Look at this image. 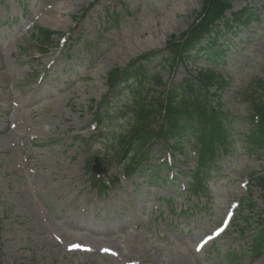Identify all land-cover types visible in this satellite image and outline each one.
Returning a JSON list of instances; mask_svg holds the SVG:
<instances>
[{
    "label": "rangeland",
    "instance_id": "obj_1",
    "mask_svg": "<svg viewBox=\"0 0 264 264\" xmlns=\"http://www.w3.org/2000/svg\"><path fill=\"white\" fill-rule=\"evenodd\" d=\"M91 0H67L64 3L65 10H73L76 13H79V10ZM159 6L160 13H157V9L151 3L145 4V9L141 6V9L138 13H136L127 23H122L121 25L125 27L122 33H127L125 35H121V37H114L113 40H107L102 44V52H110L112 49H116L118 52L115 56H113L110 61L107 63L101 62L100 68L97 69L96 75L94 79L89 82H83L77 84V91H79L80 97L85 96L86 100L89 102L92 98H97L99 94H103L102 87L100 88L99 78L102 80L101 74L105 72V69L113 64H125L129 59L138 56L139 54L152 50L159 49L164 43L168 40L171 35H179L182 33L191 23V18L198 10L200 5V0H153ZM233 6V10H239L244 6H248L257 11L256 18H253L250 24L245 27H242L237 34H228L225 36L226 41H228L229 47L233 50V52L229 53V59L225 66H218L214 70V72L218 73L223 79V82L227 84L219 93L221 104H225L227 110L232 111L234 113H238L241 109L244 108L243 104L239 103L238 98H234L235 93L239 92L242 87L249 86V82L256 77H264V0H229ZM109 3H115V0H104V4H101L98 7V13L102 14L105 10V5ZM136 1H131L130 6L133 7ZM51 20V19H50ZM55 25H51L46 22L47 25L57 26L59 23L56 19H52ZM84 23L81 24V26ZM139 35H142V42L137 44V39ZM237 35V36H236ZM237 40H246V42L238 45L236 43ZM130 41L132 46H127L126 42ZM97 55H99L97 53ZM100 62V58L97 59ZM217 65V64H215ZM187 66L197 74L198 71L209 68L203 58L195 61L187 62ZM178 73H184L183 65L177 67V73L174 76V79H178ZM97 76V77H96ZM163 76V80L166 81L167 77ZM58 102V98L54 100H49L47 102L48 106H52ZM68 104L65 103L63 105L64 113L57 112L54 114L53 111L50 112H39L40 103L37 102L30 107H26L24 110L28 114V116H32V113L37 112L38 114L46 115L48 117V123L46 125L47 130L53 129L56 124L62 121L68 114V109L66 106ZM241 114V113H239ZM80 112L76 111L75 113H71V116L75 120V125L81 124L79 121ZM66 120H63L59 125V129L64 130L68 124L65 123ZM115 120L112 119L113 123ZM36 130L41 127L39 124L36 126ZM234 130H240L242 125L236 123V125L232 126ZM238 147L244 149L241 145ZM97 149L98 146H96ZM4 144H0L1 152L4 151ZM246 149V148H245ZM1 154V153H0ZM264 156V155H261ZM12 157L9 155L6 158V163L10 165L12 161ZM74 165V164H73ZM3 165L0 167V171H2ZM229 171H224L222 174H228V178L220 179L218 182L214 183L212 186V199L215 203L216 208H220L223 206V203L226 204L228 201V197L231 195V191L237 189L236 182H233V179H238L250 172L251 170H258V173H264V157L258 158L256 154H250L245 151L237 149L234 147V155L232 164L228 167ZM48 169L45 168V171L39 177L40 182L49 181L48 178ZM229 172V173H228ZM225 176H221L223 178ZM240 177V178H241ZM14 191H7L6 182L0 177V212H4L5 217L3 221L9 224L10 229L4 230L3 233H10L11 229L17 230V240L18 244L14 242H6L7 240L0 235V244L3 247V250L0 252V264H7L9 261L15 259L17 253L22 256L27 255L29 249L23 248V244H25L24 239L21 236V232L27 233L28 235H38L37 226H40L38 222V218L35 215V211H33L32 202L28 198L20 197L17 195V189ZM51 194L49 192H45L42 195V199H46L50 197ZM149 196L137 195L136 199L138 201H145L150 203L151 199ZM41 202V199H37ZM7 201L11 203L13 208L7 207ZM257 203H260L257 201ZM29 211H31L34 216V219L29 218ZM252 216V215H251ZM248 220L250 231L254 227H256V217H250ZM43 231V230H42ZM44 232V231H43ZM162 234L160 230L159 241L155 235L152 236L150 240L151 246H157L156 249H152L148 247L145 251H149L157 254L158 251L163 249L170 250L172 246L181 245L176 243V239L172 232L167 233V236L163 239H160V235ZM45 233L38 235L40 240L45 237ZM32 248V240L28 241ZM27 243V244H28ZM26 244V245H27ZM21 246V248H19ZM222 252L220 255L216 256L215 259H211L207 264H223L224 256H225V245L221 246ZM31 251V250H30ZM37 256V253H35ZM21 256V257H22ZM103 264H114V261L111 259L105 260Z\"/></svg>",
    "mask_w": 264,
    "mask_h": 264
},
{
    "label": "trees",
    "instance_id": "obj_2",
    "mask_svg": "<svg viewBox=\"0 0 264 264\" xmlns=\"http://www.w3.org/2000/svg\"><path fill=\"white\" fill-rule=\"evenodd\" d=\"M226 8H229V4L226 0H203V12L204 18L201 26L206 27L209 22L218 17ZM207 84L214 81L212 76L203 75L200 77Z\"/></svg>",
    "mask_w": 264,
    "mask_h": 264
},
{
    "label": "snow or ice",
    "instance_id": "obj_3",
    "mask_svg": "<svg viewBox=\"0 0 264 264\" xmlns=\"http://www.w3.org/2000/svg\"><path fill=\"white\" fill-rule=\"evenodd\" d=\"M223 230H224L223 227H219V228H217V230L214 233V235H209L205 239H203L201 242H199L197 244V251H199L204 246V244H206L209 240L214 239L215 236H218L221 232H223ZM76 249H81V250H84V251H89V249H83L82 246L79 245V244H71L69 246V251L76 250ZM103 251L107 252L109 250L108 249H103Z\"/></svg>",
    "mask_w": 264,
    "mask_h": 264
}]
</instances>
